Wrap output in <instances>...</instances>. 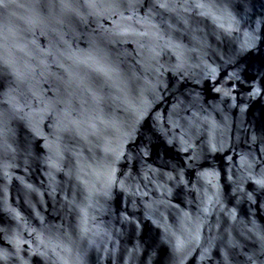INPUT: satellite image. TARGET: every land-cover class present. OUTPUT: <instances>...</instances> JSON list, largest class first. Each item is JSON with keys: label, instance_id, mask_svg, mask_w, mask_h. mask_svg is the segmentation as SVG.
Instances as JSON below:
<instances>
[{"label": "water", "instance_id": "water-1", "mask_svg": "<svg viewBox=\"0 0 264 264\" xmlns=\"http://www.w3.org/2000/svg\"><path fill=\"white\" fill-rule=\"evenodd\" d=\"M0 264H264V0H0Z\"/></svg>", "mask_w": 264, "mask_h": 264}]
</instances>
